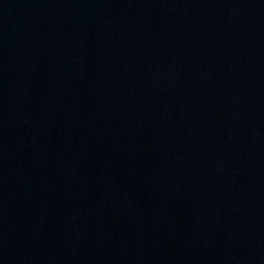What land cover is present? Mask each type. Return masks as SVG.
I'll return each instance as SVG.
<instances>
[{"label":"water","instance_id":"95a60500","mask_svg":"<svg viewBox=\"0 0 264 264\" xmlns=\"http://www.w3.org/2000/svg\"><path fill=\"white\" fill-rule=\"evenodd\" d=\"M0 264H264V0H0Z\"/></svg>","mask_w":264,"mask_h":264}]
</instances>
